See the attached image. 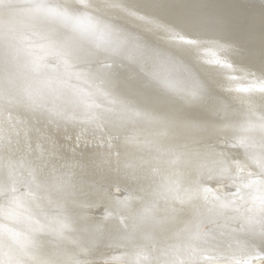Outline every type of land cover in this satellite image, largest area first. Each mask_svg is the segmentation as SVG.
<instances>
[{"label": "bare ground", "instance_id": "1", "mask_svg": "<svg viewBox=\"0 0 264 264\" xmlns=\"http://www.w3.org/2000/svg\"><path fill=\"white\" fill-rule=\"evenodd\" d=\"M13 2L23 5L29 0ZM59 2L71 6L85 26L99 20L101 27H115L112 39L124 46L129 58L116 66L121 80L118 95L122 103L107 104L94 94L92 83L66 70L55 55L49 56L48 67L41 78L54 79L60 93L49 96L48 105L75 112L81 119L62 122L57 127L22 109L0 108V136L11 134L13 143L19 141L23 149L13 158L16 173L25 172L26 175L22 161L26 157L35 160L41 155L42 147L50 150L55 146L66 160L87 165L75 168L69 165L62 170L83 192L65 198L67 207L75 211L72 217L77 222L75 227L82 228L83 221L87 220L91 222L88 225L90 231L101 234L99 241L90 244L91 254L87 259L91 264H127L137 245L157 249L170 245L183 247L180 237L197 228L210 234L211 239L204 244L207 255H232V250L246 247L247 253L242 255L250 259V264H264V243L241 229L234 219V210L229 209L224 215L211 214L208 211L211 205L197 202L194 214L192 209L180 203L184 190L199 173L181 165L169 166L170 154L181 151L180 145L184 141L175 126L160 119L168 114H205L203 106L190 104L187 99V93L198 86L210 94L209 102L222 106L221 116L227 115L236 121L259 120L264 112V64L261 59L264 0H169L170 3L190 5L222 25L219 29L210 28L201 33L176 26L169 11L147 7L146 0ZM109 3L120 6L105 7ZM14 24L20 34L37 46L34 48L37 52L41 51L40 45L47 48V42L34 33L43 31L57 40L70 35L61 24L37 25L24 10L15 14ZM195 36H199V40L192 42ZM28 83L37 86L31 80ZM88 98L112 108L105 116L119 126L118 131L111 124L98 126L83 119L80 101ZM136 110L155 113L157 118L137 116ZM233 131V128H224L228 140L222 135L211 143L218 148H228L232 157L240 158L244 150L233 147ZM249 136L259 145L261 134L258 130ZM109 154L113 161L110 169L106 166ZM117 154L119 170L115 165ZM217 159L218 156L201 153L199 163L205 170L218 168ZM6 162V158L0 159V183L8 178ZM64 163V160L56 161L58 168ZM173 181L179 182V192H168L163 187ZM208 187L227 199H231L227 194L235 191L227 181L222 184L210 182ZM157 192L160 195L157 196ZM65 199H61L58 206L56 198H33L23 188L15 200L0 195V213H7L0 214V228L6 227L14 233L13 239L3 240L4 252L27 260L24 251L35 247L41 252L57 250L62 259H68L77 250L72 240L81 239L83 234L73 232L64 240L54 237L58 228L57 213ZM144 206L153 207L157 222H136L134 218ZM240 211L244 212L245 208ZM65 252L67 256L63 255ZM153 256L160 261L167 259L156 253ZM253 256L259 258L252 259ZM209 264L223 262L210 261Z\"/></svg>", "mask_w": 264, "mask_h": 264}, {"label": "snow or ice", "instance_id": "2", "mask_svg": "<svg viewBox=\"0 0 264 264\" xmlns=\"http://www.w3.org/2000/svg\"><path fill=\"white\" fill-rule=\"evenodd\" d=\"M83 6L87 7V5ZM119 6L114 3L105 5L109 8ZM146 6L166 9L173 15L176 26L192 33L222 27L218 20L195 11L190 5L170 3L169 0H146ZM19 10H24L37 25L61 24L70 35L66 39L57 40L43 31L34 33L40 40L47 42V48L40 45L41 51H34L37 46L30 43L15 27V14ZM114 31V26L101 27L99 20L90 21L85 26L71 6L62 4L59 0H29L23 5L14 3L13 0H0V108H7L9 111L13 108L22 109L57 127L62 122L81 119L75 112L70 113L48 105L47 98L60 93L54 79L41 78L48 67V57L51 55H55L65 69L70 70L77 78L92 83L95 87L94 94L102 97L107 104L122 103L118 95L121 80L116 66L118 63L123 64L129 58L124 46L113 41ZM197 40L199 36H195L192 42ZM261 59L264 64V45L261 49ZM29 80L35 82L37 86L34 87L32 83H28ZM187 99L190 104L203 106L206 110L205 114H168L160 117L168 124L175 126L184 141L180 145L181 151L170 154L169 166L181 165L189 171L199 173L196 180L184 190L180 203L192 209L194 214L197 202L211 205L208 208L211 214L224 215L232 209L235 213L234 219L240 223L241 229L264 243V112H261L258 121H236L227 115L221 116L222 106L219 103L209 102L210 94L198 86H194L187 93ZM80 104L84 110L83 119L96 123L98 126L111 124L112 128L118 131L119 126L105 116L106 112L112 111L107 104L96 103L90 98L81 99ZM101 108L104 109L103 112L98 111ZM136 115L157 118L155 113L147 111L136 110ZM229 127L234 130L231 137L233 147L244 150L240 158L232 157L228 148H218L211 143L213 139L220 138L222 135L227 141L228 137L224 135L223 129ZM257 130L261 134L259 145L249 136V133ZM22 151L20 142L17 141L14 144L11 134L0 136V159L6 158L5 166L9 169L7 181L0 183V195L15 200L16 194L23 188L26 189L27 195L33 198L47 197L50 200L56 198L59 206L61 199L83 194L69 181L66 171L62 169L68 168L69 165L73 168L87 165L76 160H66L55 146L50 150L42 147L41 155L35 160L26 157L22 161L26 166V175L25 172L17 174L13 158ZM31 153V144H29V157ZM201 153L218 156L215 161L218 168L205 170V166L199 163ZM57 160H64L65 163L58 168ZM115 165L119 170V154H117ZM106 166L109 169L113 166L110 154ZM225 181L235 189L227 194L231 199L225 198L208 187L210 182L222 184ZM163 187L168 192L180 190V184L176 181ZM156 195L160 193L157 192ZM121 204L130 207L126 202ZM241 208H245V211L241 212ZM174 211L179 210L174 209ZM0 214L7 215V213ZM74 215V209L67 207L65 199L64 206L57 213L58 228L53 233L57 240L67 239L68 234L77 231L83 234L81 239L72 240L77 250L73 251L68 259H62V254L57 250L41 252L35 247L24 251V256L28 257L27 260L13 257L4 252L3 240L13 239L14 233L3 227L0 228V264H91L87 259L91 254L90 244L99 241L101 234L98 231L91 232L88 227L91 222L87 220L83 221L82 228L77 229L75 227L77 222L72 218ZM134 219L138 223L157 222L151 206H144ZM180 239L183 247L170 245L157 249L137 245L127 264H201V261L203 264H209L210 261H222L223 264H250V259L242 255L247 253L246 247L232 250V255L227 253L216 256L207 255L204 244L211 237L208 233L200 232L198 228L195 231L188 230L187 235L181 236ZM153 253L167 259L160 261L153 256ZM63 255L68 254L65 252Z\"/></svg>", "mask_w": 264, "mask_h": 264}]
</instances>
